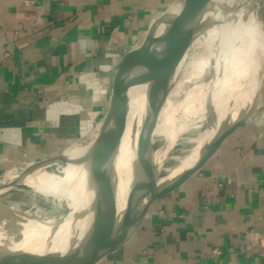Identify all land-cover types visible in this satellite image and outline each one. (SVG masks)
<instances>
[{
    "label": "crops",
    "instance_id": "0c3cea01",
    "mask_svg": "<svg viewBox=\"0 0 264 264\" xmlns=\"http://www.w3.org/2000/svg\"><path fill=\"white\" fill-rule=\"evenodd\" d=\"M175 1L0 0V175L100 133ZM95 264H264V74L252 116Z\"/></svg>",
    "mask_w": 264,
    "mask_h": 264
},
{
    "label": "water",
    "instance_id": "95a60500",
    "mask_svg": "<svg viewBox=\"0 0 264 264\" xmlns=\"http://www.w3.org/2000/svg\"><path fill=\"white\" fill-rule=\"evenodd\" d=\"M218 1L176 0L155 23L143 47L136 54H130L126 66L117 79L116 94L102 130L84 147L86 152L78 161L86 168L87 182L95 183L94 185L98 186L97 195H103L105 199L102 217L82 235L72 232L66 247L61 252L36 255L0 250V264H95L104 253L115 249L128 236L156 199L173 192L201 170L222 143L252 116L256 107L258 91L249 99L247 96L246 100L236 99L235 106L243 107L239 110L237 118L222 128L212 140L196 148V159L189 169L181 173L176 169L166 174L163 173V161L156 159L154 153L153 134L160 112L166 104L178 76L175 68L176 58L186 40L193 32H196L202 15L207 10L214 8ZM237 1L238 5L233 7L232 11H244L251 2V0ZM251 5L254 12L258 0H255ZM132 55L135 56L131 60ZM136 88L148 89L145 119L139 134L133 163L135 177L129 202L126 209L118 213L114 192L116 185L115 162L112 160L103 173H98L94 168V160L104 150L115 154L116 143L114 141L121 142L130 109L129 94ZM68 150L53 159L32 163L33 166L23 173H16V169H13L0 175V223H5L10 228L19 227L18 231L23 232L21 226L24 227L31 221L37 222L50 229L47 238H51L56 229L66 220L65 216L54 219L55 225H47L45 218L36 217L9 202L5 198V194L14 188L33 190L27 184V178L30 175L60 162L71 163L72 160H76L77 158L73 159L66 155Z\"/></svg>",
    "mask_w": 264,
    "mask_h": 264
},
{
    "label": "bare ground",
    "instance_id": "6f19581e",
    "mask_svg": "<svg viewBox=\"0 0 264 264\" xmlns=\"http://www.w3.org/2000/svg\"><path fill=\"white\" fill-rule=\"evenodd\" d=\"M254 1L251 0L248 8L240 12L232 11L233 7L238 5L237 0H219L215 5L216 7H220L221 3L225 4L228 14V33L224 51L220 52L214 59L216 74L213 80L203 85L197 83L188 95L191 101L185 105L187 107L186 110L189 111L192 117L201 112L209 113V116L211 115L210 127L202 135L200 145L198 144L199 147L212 140L222 128L237 118L239 110L243 107L235 106L236 99L246 100V92L248 99L251 98L258 91L261 84L264 74V39L259 36L261 34H258L256 30V21L259 22V20L257 19V15L252 11L251 4ZM195 34L196 32H193L190 35L179 51L175 64L176 73H179L183 69ZM147 92L148 89L146 88H136L130 92V109L127 123L121 137V142L119 140L114 141L116 143L115 154H112L109 150H104L94 160V168L98 173H103L112 160L115 162L116 185L114 192L116 194V209L118 213L126 209L131 195L135 177L133 163L137 151L139 134L145 119ZM242 92L245 94H242ZM200 100L205 105L197 110L195 106ZM183 105L184 101L176 106L175 112L172 114V125L169 122L165 124L164 122L161 123L164 118L163 109L161 110L157 124V126H161L158 129V132H161V137L168 138L174 136V128L178 122V118H175V115L181 110ZM154 136L155 131L153 138ZM85 152V148L77 146H73V148L67 151L66 155L68 157L77 159L72 160L71 165L65 169L70 178L67 176L66 180L61 181L58 187L49 186L33 175L27 178V184L33 190L49 197L66 198L71 189L79 197V199H68V210L71 212L65 216L66 220L51 235V238H47L50 229L37 222L31 221L25 224L24 227L21 226L23 232L18 231L19 227L10 228L5 223H0V250L36 255L61 252L66 247V243L72 232L82 235L95 221L102 217L105 209L103 195H97L98 186L94 185L95 183L90 184L82 180L87 178L86 168L78 161H80V157H83ZM196 154L197 149L183 158L175 169L179 173L189 169L195 162ZM43 170L45 169L39 170V173ZM77 180L79 183L76 182ZM36 217L42 218L41 216ZM55 223L54 219L45 218V224L53 226Z\"/></svg>",
    "mask_w": 264,
    "mask_h": 264
},
{
    "label": "rangeland",
    "instance_id": "374dc122",
    "mask_svg": "<svg viewBox=\"0 0 264 264\" xmlns=\"http://www.w3.org/2000/svg\"><path fill=\"white\" fill-rule=\"evenodd\" d=\"M214 8L207 10L202 15L183 69L179 72L180 74L178 73V78H176V82L163 107L164 118L161 123L164 122L165 124L169 122L172 125V114L175 112L176 106L184 101L183 107L175 115V118H178V122L174 128L175 134L168 138L161 137V132H158L161 126H157L155 129L154 153L156 159L163 161L164 166L162 171L164 174L175 170L183 158L199 147L202 135L208 131L207 129L211 124V115L209 116V113L201 112L192 117L189 111L186 110L187 107L185 105L191 101L188 95L197 83L203 85L213 80L216 74L214 59L220 52L224 51L228 33V14L225 4L221 3L220 7L215 6ZM254 13L259 20V22L256 21V30L258 34H261L259 36L264 39V0H258ZM134 56L132 55L131 58ZM246 96L248 97L247 92ZM204 105L203 101L200 100L196 103L195 108L199 110ZM92 138L94 137H91L87 141L78 142L73 146L84 148L92 141ZM70 165L71 163L60 162L40 171V173L36 171L32 175L38 177L49 186L58 187L61 181L66 180L67 176L70 178L65 170ZM32 166V163L22 166L16 173H23V171ZM82 180L87 181V178ZM76 182L79 183L78 180ZM5 198L35 216L48 219H58L67 216L71 212L68 210V199H79L77 193L72 189L66 198L60 199L52 198L41 192L27 188H14L5 194Z\"/></svg>",
    "mask_w": 264,
    "mask_h": 264
},
{
    "label": "built area",
    "instance_id": "2783aa9c",
    "mask_svg": "<svg viewBox=\"0 0 264 264\" xmlns=\"http://www.w3.org/2000/svg\"><path fill=\"white\" fill-rule=\"evenodd\" d=\"M3 55H4V58H7V57L10 55V52L5 51V52L3 53ZM17 170H19V169H16V171H17Z\"/></svg>",
    "mask_w": 264,
    "mask_h": 264
}]
</instances>
